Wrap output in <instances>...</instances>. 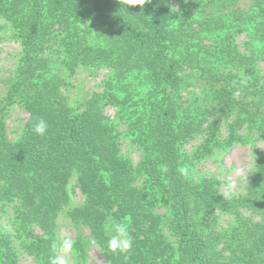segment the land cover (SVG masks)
<instances>
[{
    "label": "trees",
    "instance_id": "1",
    "mask_svg": "<svg viewBox=\"0 0 264 264\" xmlns=\"http://www.w3.org/2000/svg\"><path fill=\"white\" fill-rule=\"evenodd\" d=\"M128 7L0 0V41L11 29L21 46L10 93L0 94V264H51L62 214L88 228L109 264H264V149L236 197L202 168L249 139L264 142V0ZM101 69V91L65 94L80 70ZM190 79L204 100L192 102ZM15 108L28 119L12 142ZM41 118L44 136L32 131ZM73 178L85 204L65 212ZM113 221L129 226L127 254L107 248ZM84 248L73 242L77 264Z\"/></svg>",
    "mask_w": 264,
    "mask_h": 264
},
{
    "label": "rangeland",
    "instance_id": "2",
    "mask_svg": "<svg viewBox=\"0 0 264 264\" xmlns=\"http://www.w3.org/2000/svg\"><path fill=\"white\" fill-rule=\"evenodd\" d=\"M21 57V46L11 29L3 36L0 41V94L7 97L10 93L12 84L16 77V70ZM109 73L107 69H101L95 73L90 71L80 70L76 77L72 79L68 90L65 94L71 98L80 96L83 98L87 94L101 91L100 84ZM188 92L192 93L190 99L204 100L206 92L200 87L194 79H190V87ZM208 98V97H207ZM106 114L114 117L115 109L107 108ZM28 115L21 109L15 108L8 118V137L12 142L20 138L23 132V127L26 124ZM124 151L130 154L135 161L138 160L139 151L135 150V146L129 147L128 142L124 145ZM264 149V142L254 139H249L243 145H235L231 149L223 151L218 158H212L202 165L205 173L217 177L221 183V191L229 197H236L243 194L244 190L253 178V167L256 155ZM257 152V153H256ZM201 169V168H200ZM71 194L70 205L65 208V212L69 208H80L85 204V198L81 194L77 179L73 178L69 184ZM8 215H11L14 210L8 207ZM59 237L61 242L64 239L70 238L73 242L81 241L85 246V262L84 264H109L104 257L102 251L95 244L88 228L84 225H76L65 214H62L59 219ZM227 217L221 216L217 224L219 229L226 227ZM167 233V231H166ZM170 239L175 243V238L168 233ZM60 256L65 260V264H77L78 255L71 250L64 253L60 249ZM22 264H31V259L25 257L22 259Z\"/></svg>",
    "mask_w": 264,
    "mask_h": 264
},
{
    "label": "clouds",
    "instance_id": "3",
    "mask_svg": "<svg viewBox=\"0 0 264 264\" xmlns=\"http://www.w3.org/2000/svg\"><path fill=\"white\" fill-rule=\"evenodd\" d=\"M125 2L129 7H143L149 0H125ZM48 127L47 121L41 118L34 123L32 131L38 136H44ZM179 171L186 177L189 175L188 168H181ZM108 230L112 233L111 237L106 241L108 250L118 254L129 253L133 239L130 235L128 224L123 221H113ZM60 247L64 253H68L73 248V241L70 238L64 239ZM51 264H65V260L62 256H56L51 259Z\"/></svg>",
    "mask_w": 264,
    "mask_h": 264
}]
</instances>
